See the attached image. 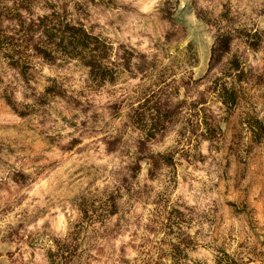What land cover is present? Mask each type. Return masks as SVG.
I'll list each match as a JSON object with an SVG mask.
<instances>
[{"label": "rangeland", "instance_id": "obj_1", "mask_svg": "<svg viewBox=\"0 0 264 264\" xmlns=\"http://www.w3.org/2000/svg\"><path fill=\"white\" fill-rule=\"evenodd\" d=\"M53 1L108 38L116 54L126 50L133 58L114 83L100 88L75 61L35 59L31 86L42 93L54 80L62 94L27 109L20 104L33 103L30 92L14 82V71L3 70L4 81L16 86L17 109L28 114L20 117L0 100V264H49L47 252L56 245L70 248L65 238L87 201L107 196L117 212L91 227L94 250L83 242L76 264H216L223 254L240 264H264V134L248 128L264 124L257 119L264 113V64L250 67L249 50L233 47L245 62L246 83L232 110L208 90L219 70L205 76L213 31L201 17H215L231 0H193L198 25L179 0H170L169 13L153 21L152 53L113 39L110 29L139 27L119 0ZM185 41L197 55L193 67ZM262 51L264 41L251 59ZM252 97L256 104L248 111ZM172 132L176 146L164 148ZM182 185L187 192L177 195Z\"/></svg>", "mask_w": 264, "mask_h": 264}, {"label": "trees", "instance_id": "obj_2", "mask_svg": "<svg viewBox=\"0 0 264 264\" xmlns=\"http://www.w3.org/2000/svg\"><path fill=\"white\" fill-rule=\"evenodd\" d=\"M41 2L42 5L39 6ZM35 8L42 9V13H35ZM201 19L213 31L205 76L214 69H218L222 75L210 81L208 90L223 107L228 110L235 109L240 104L246 73L245 62L237 52H232V49L238 45L254 52L263 43L264 34L260 30L250 31L241 27L229 4H222L215 17ZM184 55L189 67H193L197 62V55L191 45L184 49ZM114 56L122 59L123 63H117ZM132 58L130 51L125 50L121 55L116 54L108 38L94 34L82 20L72 19V14L53 0H0V100L20 117L27 115L28 111L18 110L16 101L12 99V93L16 88L12 86L14 82L23 90L29 91L32 96L30 98L33 103H21L22 109L44 104L47 99L43 101L42 97L62 94V89L55 85L54 80H48L52 83L43 88V94L31 86L30 71L35 59L49 64L57 59L75 61L87 70L90 82L96 88H100L105 83H114L122 69L127 71ZM5 68L15 72L17 77H13L14 82L7 84L4 81ZM24 98L28 97L24 95ZM254 124L248 123V128L259 135L264 134V124ZM140 161L141 159H136L133 167L137 174L140 172ZM87 202L81 211V220L70 227V237L65 238L70 240V248L56 245V252H47L49 264H76L74 261L80 258L77 250L83 242L87 246L86 251L94 250L95 238L88 234L92 232L95 236L97 231L91 227L95 223L105 225L108 218L117 212V205L111 196L104 200L91 199ZM97 202L99 203L96 204ZM79 241L82 242L78 243ZM67 252L68 262L65 255ZM223 255L216 259V264H240L226 254Z\"/></svg>", "mask_w": 264, "mask_h": 264}, {"label": "clouds", "instance_id": "obj_3", "mask_svg": "<svg viewBox=\"0 0 264 264\" xmlns=\"http://www.w3.org/2000/svg\"><path fill=\"white\" fill-rule=\"evenodd\" d=\"M119 2L128 6L129 14L139 22V27L136 25L126 26V30H124L122 33H116L114 32V29H110L109 32L113 34V39L130 43L132 48H137L138 50H143L148 53L154 52L155 49L151 47V45L155 43L157 39V33L153 30V21L158 16L167 15L169 13L170 7L167 6L170 5V0H119ZM196 3L199 5L200 0H196ZM192 4L193 0H179V7L181 9H186L187 11L185 14L188 16V18L195 21L198 25L200 24V21H197L195 11L191 10L189 7ZM230 7L233 11V14L239 16L242 21L246 23L247 28L250 31H259L262 27H264V15L261 14V11L264 10V0H231ZM120 12L121 10L117 9V13L119 14ZM253 24H255V27H253ZM239 26L240 25H236V27ZM140 31L145 32L147 35L143 37L134 35V33ZM149 36H151L152 39H149ZM162 38L163 37H160V39ZM208 39L211 40L209 37ZM182 47H187V41L184 42ZM249 55L250 59L248 64L250 67L255 69L264 64V59H262L264 58V51L260 52L255 59H251L252 53L249 49ZM113 58L116 59L115 56ZM134 60L136 65L141 63L137 58H134ZM256 100L257 97L251 98V103L247 105L248 111H253V105L256 104ZM255 111H259V108L256 107ZM222 114L223 113H221V115ZM257 119H260L261 122L264 123V113H261ZM173 137H176V132L171 133L167 139V143L164 145V148H174L176 146ZM204 146H207V141L204 142ZM164 148L159 150L163 151ZM96 155L98 156L100 154L97 153ZM92 160L97 164H107V158L104 160H96L95 157H92ZM107 166L109 169H111L113 164H107ZM204 179L208 178L204 177ZM197 187H199V185H197ZM186 192V186L182 185V187L177 190L176 194L180 195ZM186 198L190 204L197 203V201L191 198V194H188ZM209 264H212L211 260H209Z\"/></svg>", "mask_w": 264, "mask_h": 264}]
</instances>
